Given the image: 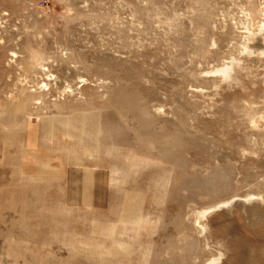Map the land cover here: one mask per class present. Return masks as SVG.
<instances>
[{"label":"rangeland","instance_id":"obj_1","mask_svg":"<svg viewBox=\"0 0 264 264\" xmlns=\"http://www.w3.org/2000/svg\"><path fill=\"white\" fill-rule=\"evenodd\" d=\"M0 264H264V0H0Z\"/></svg>","mask_w":264,"mask_h":264},{"label":"bare ground","instance_id":"obj_2","mask_svg":"<svg viewBox=\"0 0 264 264\" xmlns=\"http://www.w3.org/2000/svg\"><path fill=\"white\" fill-rule=\"evenodd\" d=\"M224 73H225V71H223ZM243 201V200H242ZM227 205H230L229 203H224L223 205H221V207L220 208H226L227 207ZM212 263V262H211Z\"/></svg>","mask_w":264,"mask_h":264},{"label":"water","instance_id":"obj_3","mask_svg":"<svg viewBox=\"0 0 264 264\" xmlns=\"http://www.w3.org/2000/svg\"><path fill=\"white\" fill-rule=\"evenodd\" d=\"M237 205L238 206H243V203L242 202H238Z\"/></svg>","mask_w":264,"mask_h":264}]
</instances>
